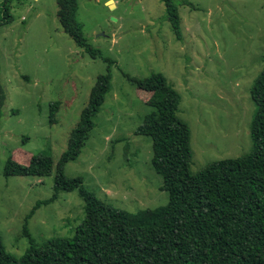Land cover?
<instances>
[{"label":"rangeland","instance_id":"1","mask_svg":"<svg viewBox=\"0 0 264 264\" xmlns=\"http://www.w3.org/2000/svg\"><path fill=\"white\" fill-rule=\"evenodd\" d=\"M175 2L181 40L161 0H77L84 36L100 52L95 58L62 28L58 0L8 2L13 21L0 26L6 92L0 118V233L13 256L21 257L30 246L23 233L27 220L41 245L74 235L84 217L79 191L55 190V178L101 74L111 73L112 87L80 155L64 165V173L82 177L108 205L137 212L169 201L151 163V137L135 133L151 110V93L133 79L162 72L180 93L178 115L191 129L192 172L252 150L250 91L264 65V0ZM55 101L60 106L53 117ZM38 153L52 156L50 175H5L10 155L27 164ZM49 199L30 216L38 201Z\"/></svg>","mask_w":264,"mask_h":264},{"label":"trees","instance_id":"2","mask_svg":"<svg viewBox=\"0 0 264 264\" xmlns=\"http://www.w3.org/2000/svg\"><path fill=\"white\" fill-rule=\"evenodd\" d=\"M0 5V26L13 21L8 2ZM179 40L181 19L175 0H161ZM58 18L64 31L93 58L100 52L84 36L77 19V0H58ZM2 13V14H1ZM110 72L97 77L81 119L73 128L68 149L57 166L55 190H78L86 202L85 214L72 236L53 237L37 244L24 223L30 246L19 258L7 251L0 233V264H264V65L251 87L255 105L250 123L252 150L236 158L191 171V129L179 115L181 96L162 72L133 79L151 96V110L136 134L151 137V163L162 177L169 201L164 206L128 212L108 205L83 185L82 177H67L64 165L75 160L95 126L106 94ZM6 92L0 79V118ZM59 101L51 104L52 116ZM54 160L48 153L34 154L22 164L10 155L7 176L50 175ZM31 210L32 216L41 203Z\"/></svg>","mask_w":264,"mask_h":264},{"label":"bare ground","instance_id":"3","mask_svg":"<svg viewBox=\"0 0 264 264\" xmlns=\"http://www.w3.org/2000/svg\"><path fill=\"white\" fill-rule=\"evenodd\" d=\"M110 4H112V6H114V5H115L114 3H110Z\"/></svg>","mask_w":264,"mask_h":264},{"label":"crops","instance_id":"4","mask_svg":"<svg viewBox=\"0 0 264 264\" xmlns=\"http://www.w3.org/2000/svg\"><path fill=\"white\" fill-rule=\"evenodd\" d=\"M111 1H114V0H111Z\"/></svg>","mask_w":264,"mask_h":264},{"label":"water","instance_id":"5","mask_svg":"<svg viewBox=\"0 0 264 264\" xmlns=\"http://www.w3.org/2000/svg\"><path fill=\"white\" fill-rule=\"evenodd\" d=\"M112 6V4H110Z\"/></svg>","mask_w":264,"mask_h":264}]
</instances>
